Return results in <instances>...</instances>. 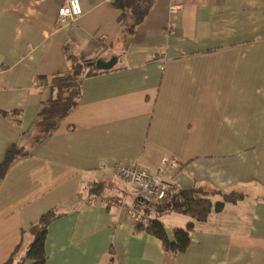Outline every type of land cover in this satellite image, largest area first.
<instances>
[{
	"label": "crops",
	"instance_id": "0c3cea01",
	"mask_svg": "<svg viewBox=\"0 0 264 264\" xmlns=\"http://www.w3.org/2000/svg\"><path fill=\"white\" fill-rule=\"evenodd\" d=\"M111 1L80 0L82 14L61 19L66 0H0V162L12 143L29 151L0 186V264L13 253L18 263L51 209L61 214L45 264H264V0H155L129 35ZM70 54L117 63L85 79L77 107L37 144L49 76ZM164 157L181 164L166 176L177 188L245 194L195 222L177 254L104 201L144 211L114 165L154 172ZM92 181L107 188L89 202ZM160 219L171 239L191 220Z\"/></svg>",
	"mask_w": 264,
	"mask_h": 264
},
{
	"label": "trees",
	"instance_id": "16d2710c",
	"mask_svg": "<svg viewBox=\"0 0 264 264\" xmlns=\"http://www.w3.org/2000/svg\"><path fill=\"white\" fill-rule=\"evenodd\" d=\"M154 2L155 0L111 1L113 7L120 11L118 20L125 35L136 31L149 14ZM97 59H87L83 55L70 54L68 55L69 69L63 72H55L49 76L50 95L42 100L38 111L35 121L36 135L33 138L35 143L38 144L51 135L77 107L83 95V84L86 78L108 71L96 67L95 61ZM28 154L29 151L18 143H12L7 148L3 160L0 162V186L9 167ZM106 188L107 183L105 181H92L87 190V201L91 202L102 195ZM215 195H219L220 198L213 199ZM244 196L245 194L235 191L229 193L211 192L202 186L188 188L172 186L161 200L143 207L144 212L150 217V222L146 226L136 224V227L159 238L166 250L174 254L184 252L190 245V231L193 230L195 222L207 220L212 212H220L227 203L238 202ZM171 212L183 214L191 219L185 227L173 229L172 239L168 236L160 219L162 215ZM60 214L57 210L51 209L45 212L30 228L33 239L17 264L46 263L48 256L45 244L48 227ZM13 257L14 253L5 264H14Z\"/></svg>",
	"mask_w": 264,
	"mask_h": 264
},
{
	"label": "built area",
	"instance_id": "2783aa9c",
	"mask_svg": "<svg viewBox=\"0 0 264 264\" xmlns=\"http://www.w3.org/2000/svg\"><path fill=\"white\" fill-rule=\"evenodd\" d=\"M181 5H173L172 9H180ZM83 12L80 0H66L58 10V16L62 18L73 19ZM180 162L173 157H164L161 165L153 172L150 169L136 165L116 163L114 169L118 175L126 178L129 185L137 190V204L140 206H149L150 204L161 200L173 185L166 179L167 175H173V172L180 168ZM108 205L127 206L129 213L133 216L136 224L142 226L148 225L150 217L144 211H138L134 207H129L124 196H108L104 199Z\"/></svg>",
	"mask_w": 264,
	"mask_h": 264
},
{
	"label": "water",
	"instance_id": "95a60500",
	"mask_svg": "<svg viewBox=\"0 0 264 264\" xmlns=\"http://www.w3.org/2000/svg\"><path fill=\"white\" fill-rule=\"evenodd\" d=\"M117 63V58L112 57L109 60H105L103 58H98L95 61V65L100 70H110L112 69Z\"/></svg>",
	"mask_w": 264,
	"mask_h": 264
},
{
	"label": "rangeland",
	"instance_id": "374dc122",
	"mask_svg": "<svg viewBox=\"0 0 264 264\" xmlns=\"http://www.w3.org/2000/svg\"><path fill=\"white\" fill-rule=\"evenodd\" d=\"M150 205H152V204H150Z\"/></svg>",
	"mask_w": 264,
	"mask_h": 264
}]
</instances>
